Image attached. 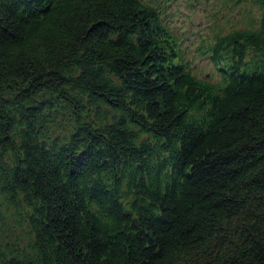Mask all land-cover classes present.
I'll list each match as a JSON object with an SVG mask.
<instances>
[{"label": "trees", "instance_id": "obj_1", "mask_svg": "<svg viewBox=\"0 0 264 264\" xmlns=\"http://www.w3.org/2000/svg\"><path fill=\"white\" fill-rule=\"evenodd\" d=\"M253 5L213 81L157 0H0V264H264Z\"/></svg>", "mask_w": 264, "mask_h": 264}, {"label": "rangeland", "instance_id": "obj_2", "mask_svg": "<svg viewBox=\"0 0 264 264\" xmlns=\"http://www.w3.org/2000/svg\"><path fill=\"white\" fill-rule=\"evenodd\" d=\"M162 21L180 41L181 53L192 63V71L197 76L215 81L217 74L207 57L199 55L201 40L212 37L214 32L223 28L226 32L231 26H241L247 21V15L252 10L254 17L257 8L253 0H157ZM226 3L222 4V2ZM222 13L220 18L215 14ZM217 16V15H216ZM3 214H5L3 212ZM13 218L5 216L0 221V233L6 235L7 227L11 226Z\"/></svg>", "mask_w": 264, "mask_h": 264}]
</instances>
